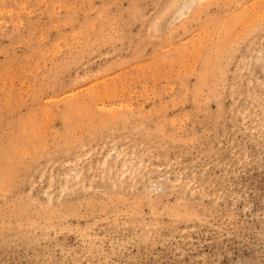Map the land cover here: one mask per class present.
I'll list each match as a JSON object with an SVG mask.
<instances>
[{"label":"rangeland","instance_id":"rangeland-1","mask_svg":"<svg viewBox=\"0 0 264 264\" xmlns=\"http://www.w3.org/2000/svg\"><path fill=\"white\" fill-rule=\"evenodd\" d=\"M0 264H264V0H0Z\"/></svg>","mask_w":264,"mask_h":264}]
</instances>
